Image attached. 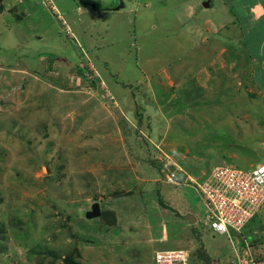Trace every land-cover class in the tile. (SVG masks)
Returning <instances> with one entry per match:
<instances>
[{
	"label": "rangeland",
	"instance_id": "obj_1",
	"mask_svg": "<svg viewBox=\"0 0 264 264\" xmlns=\"http://www.w3.org/2000/svg\"><path fill=\"white\" fill-rule=\"evenodd\" d=\"M262 16L264 0H0V264H227L232 242L264 264V204L231 242L194 183L264 164Z\"/></svg>",
	"mask_w": 264,
	"mask_h": 264
},
{
	"label": "built area",
	"instance_id": "obj_2",
	"mask_svg": "<svg viewBox=\"0 0 264 264\" xmlns=\"http://www.w3.org/2000/svg\"><path fill=\"white\" fill-rule=\"evenodd\" d=\"M197 188L203 197L205 223L209 229L218 235H227L231 242V231L242 235L245 240L244 228L264 204V164L249 170L230 165L217 166L207 180L197 183ZM232 245L235 255L227 264H261L251 254L239 253L233 242ZM155 262L190 264V255L185 250L159 251Z\"/></svg>",
	"mask_w": 264,
	"mask_h": 264
},
{
	"label": "water",
	"instance_id": "obj_3",
	"mask_svg": "<svg viewBox=\"0 0 264 264\" xmlns=\"http://www.w3.org/2000/svg\"><path fill=\"white\" fill-rule=\"evenodd\" d=\"M205 6L209 7L210 6V2H206ZM124 7H125V4L122 3L118 7H116V10H120L121 8H124ZM84 213H85V216H86L87 220H93V219H96V218H100L101 217V207H100L99 203L95 202V203H93L90 206V209L85 211ZM187 220L191 224H194L196 222L195 218L193 216H191V215L187 217ZM119 233L120 232L117 231L116 233H111V234H113L116 237H118Z\"/></svg>",
	"mask_w": 264,
	"mask_h": 264
},
{
	"label": "crops",
	"instance_id": "obj_4",
	"mask_svg": "<svg viewBox=\"0 0 264 264\" xmlns=\"http://www.w3.org/2000/svg\"><path fill=\"white\" fill-rule=\"evenodd\" d=\"M235 160V159H234ZM233 159L232 160H230L229 162L230 163H223L222 165H230V166H236L237 165V163L236 162H233L234 161ZM252 164H250L249 165V167L251 166ZM258 165V164H257ZM249 167L248 168H243V169H246V170H249ZM253 167V166H252ZM252 167H250V169H252ZM240 168V167H239ZM242 169V168H241ZM212 171V170H211ZM211 174V172L209 173V175ZM173 198L175 199V201L176 202H174L175 203V207L176 208H179V209H181V210H184V209H186V204H185V201L184 200H182V201H180V199H176L177 197H175V196H173ZM177 210V209H176ZM176 214H179L180 215V213L179 212H176ZM187 217H188V215L186 216V220H187ZM195 217V216H194ZM102 218V216L100 217V219ZM188 221V220H187ZM189 222V221H188ZM196 222H197V219H196ZM196 222L194 223V224H196ZM190 223V222H189ZM191 224V223H190ZM192 225V224H191ZM165 228V227H164ZM166 230H167V228H165ZM122 231V230H121ZM119 232H120V230H119ZM121 234H122V232H121ZM244 236V235H243ZM120 236L118 235V237H115V238H119ZM176 250H180V249H176ZM183 250H185V249H183ZM161 251V250H160ZM188 251V250H187ZM189 253V255H190V259H192V254L190 253V252H188ZM156 263V262H155ZM201 264H203V263H201Z\"/></svg>",
	"mask_w": 264,
	"mask_h": 264
},
{
	"label": "clouds",
	"instance_id": "obj_5",
	"mask_svg": "<svg viewBox=\"0 0 264 264\" xmlns=\"http://www.w3.org/2000/svg\"><path fill=\"white\" fill-rule=\"evenodd\" d=\"M116 9V8H115ZM219 166H222V165H219ZM224 166V165H223ZM236 167V166H235ZM239 168V167H238ZM214 169V168H213ZM212 169V170H213ZM211 173H212V171H211ZM172 175V177L174 178V181H173V183L172 184H177L178 183V181L175 179V176H176V174L175 173H173V174H171ZM211 175V174H210ZM209 175V176H210ZM188 178H190V179H192V181L194 180L193 178H191L190 176H187ZM168 178H169V181H171L173 178H171V176L170 175H168ZM171 178V179H170ZM176 180V181H175ZM195 181V180H194ZM193 181V182H194ZM195 183V185H197V183H196V181L194 182ZM196 189H197V192L200 194V192H199V190H198V188H197V186H196ZM201 195V194H200ZM201 197H202V195H201ZM202 201H203V197H202ZM95 203V202H94ZM97 203H99V202H97ZM203 205H204V210L200 213V216H202V217H204V220H203V222H204V224L209 228V226L205 223V212H206V209H205V204H204V201H203ZM102 209H101V216H102ZM191 216H195V215H193V214H190ZM190 215H188V216H190ZM255 217V216H254ZM253 217V218H254ZM195 218V220H196V217H194ZM245 229V228H244ZM171 250H176V249H171ZM180 250H183V249H180ZM161 251H165V250H161ZM185 251H187V250H185ZM159 252V251H158ZM187 252H189V251H187ZM190 264H191V262H190Z\"/></svg>",
	"mask_w": 264,
	"mask_h": 264
},
{
	"label": "trees",
	"instance_id": "obj_6",
	"mask_svg": "<svg viewBox=\"0 0 264 264\" xmlns=\"http://www.w3.org/2000/svg\"><path fill=\"white\" fill-rule=\"evenodd\" d=\"M87 4V3H86ZM255 5V4H254ZM98 8H100V5H98L97 6ZM108 7V9H114L113 7L114 6H107ZM98 8H96L95 10H97ZM104 9V8H103ZM261 24H263L264 25V16H262V18H261ZM2 202V199H0V203ZM104 214H105V212L103 211L102 212V217L104 216ZM3 231V227H0V232H2ZM204 256H205V254L203 255V254H201V256L200 255H197V259H199L203 264H209L210 263V259H208V257H207V255L205 256V258H204ZM191 264H192V259H191ZM195 264V263H194Z\"/></svg>",
	"mask_w": 264,
	"mask_h": 264
},
{
	"label": "bare ground",
	"instance_id": "obj_7",
	"mask_svg": "<svg viewBox=\"0 0 264 264\" xmlns=\"http://www.w3.org/2000/svg\"><path fill=\"white\" fill-rule=\"evenodd\" d=\"M170 13V12H169ZM166 19V18H165ZM168 20V19H167ZM181 33V32H180ZM115 54V53H114ZM193 74V73H192ZM190 78V77H189Z\"/></svg>",
	"mask_w": 264,
	"mask_h": 264
}]
</instances>
